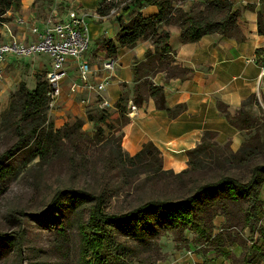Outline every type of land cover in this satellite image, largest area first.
Masks as SVG:
<instances>
[{"label": "rangeland", "instance_id": "obj_1", "mask_svg": "<svg viewBox=\"0 0 264 264\" xmlns=\"http://www.w3.org/2000/svg\"><path fill=\"white\" fill-rule=\"evenodd\" d=\"M131 1L123 0L109 8L103 0H98L99 8L107 11V14L104 19L97 14L96 18L90 17L88 20L97 24L108 21L106 26L109 22L114 25L116 17L124 7H129ZM176 4H181L185 11L194 7V13L203 8L200 0ZM130 8V14L124 16L127 21L137 12L135 7ZM112 9L116 13H111ZM42 11L45 13L44 9ZM101 40L105 38L93 44L90 41L86 57L101 55ZM5 61L10 65L4 72L5 77H13L18 71L20 83H24L28 89H33L37 77L45 74L43 69L38 70L39 66L48 68L49 65L45 53L30 56L9 53ZM2 83L0 154L18 141L15 123L20 109L13 96L17 85L10 89L2 87ZM42 116L46 117V125L51 123L54 131L72 123L69 120L71 116L63 125L56 122L49 107L43 109ZM251 118L254 120L252 127L242 131L244 150L255 147L251 154L236 156L227 151L224 159L219 156L218 160H203L182 178L168 176L155 183L142 184L144 175L123 170L114 164H105L107 160L114 162L112 150H115L114 143L119 135L117 130L106 127H102L100 137L107 141L99 144L95 138V126L91 123L85 126V122L81 139L74 144L67 140L56 142L44 159L34 158L32 144L30 148L20 147L5 162L11 170L9 177L0 184V234L12 236L9 242L0 240V264H80L79 226L88 219V206L53 205L52 198L58 191L72 188L98 194L107 187L113 190L111 195L114 196L107 198L104 210L107 213H120L151 199L175 201L185 198L193 194L198 186L215 182L222 176L246 182L254 166L264 165V116L259 113ZM34 125L29 119L23 122V132L28 135ZM259 202L257 212L249 209L246 202L227 206L226 214H221V208H213L210 223L207 224L208 238L190 230L184 231L181 236L179 234L180 237L172 231H160L156 236L147 235L143 240L119 236L118 239L132 252L124 259L128 264H264V183ZM17 236L21 238L19 246L13 239ZM104 264L122 263L108 258Z\"/></svg>", "mask_w": 264, "mask_h": 264}, {"label": "trees", "instance_id": "obj_2", "mask_svg": "<svg viewBox=\"0 0 264 264\" xmlns=\"http://www.w3.org/2000/svg\"><path fill=\"white\" fill-rule=\"evenodd\" d=\"M23 0H0V28L10 21L8 12L20 9ZM104 1V0H103ZM123 1V0H122ZM121 1V2H122ZM194 0H132L129 7H124L116 17L118 32L115 41L105 39L99 41L102 44L105 57L114 58L118 48L132 49L139 40H147L151 43L154 53L147 51L145 61L133 65L132 102L140 107L148 98L154 101L157 110L164 111L169 118L174 119L184 111L183 105L170 109L166 106L163 88L155 86L150 78L156 73H164L165 81L172 78L186 79L191 71L176 63L175 52L169 45V33L163 29L165 26H177L181 43H195L203 36L219 34L224 38H233L242 42L244 32L239 21V11L234 10L229 0H200L203 8L194 13V7L188 11L182 9L177 2ZM264 2V0H260ZM51 4L53 0H34ZM119 2V3H121ZM109 8L118 3H106ZM147 6H155L158 12L151 16H142L138 10ZM199 6H202L201 4ZM137 11L124 21L123 17L130 14L131 8ZM253 5L245 9L254 10ZM97 14L104 17L107 11L98 9ZM257 32L264 37V12L257 13ZM121 88L125 90L126 84ZM48 85L43 77H37L33 89H28L24 83H19L14 93V100L19 105V116L15 123L18 141L9 149L0 154V184L9 177L10 168L5 165L14 152L20 147H29L34 150V158H46L56 142L67 140L74 144L81 139L82 127L85 122L91 123L96 128L95 138L101 144L100 135L102 127L109 130H117L115 150H112L114 162L107 160L105 164L122 167L123 170L134 174L144 175L141 182L152 183L164 180L165 177L182 178L203 160H218L219 156L229 151L228 144L223 146L213 142L214 133H205L201 143L193 150L187 152V167L181 172L174 174L171 170H163L162 159L158 149L148 142L134 156L122 152L120 147L121 129L129 122L127 104L128 96L122 94L113 105L112 111H98L94 108L85 109V120L75 116L70 117L72 123H67L58 130H53L51 123L46 125V117L42 116L43 109L48 107ZM251 96L241 108L231 116L227 106L217 103L218 111L236 129L247 131L252 127V119L245 107L253 101ZM13 102L10 103V106ZM35 123L28 135L23 132L22 124L27 120ZM261 121V119H259ZM251 125V126H250ZM250 126V127H249ZM108 144V143H107ZM109 145V144H108ZM255 149L244 150L243 143L233 155L251 154ZM224 159V158H223ZM264 183V165L254 166L249 179L241 182L229 176H222L215 182L206 183L197 187L195 192L185 198L175 201L168 199H151L127 212L107 213L104 206L107 198L113 197L112 189L104 187L100 193H91L84 189L68 188L56 192L52 198L53 205L68 204L72 207L88 206V219L85 224L79 226L81 234V262L80 264H104L106 259H115L122 264H128L125 257L132 252L118 238H131L143 240L147 235L156 236L158 232H175L181 236L184 231L190 230L197 235L208 238L209 217L213 208H221V214H226L227 206L238 205L246 202L249 209L258 211L260 205L259 194ZM246 215H249L247 211ZM155 234V235H154ZM179 236V237H180ZM11 235L0 234V240L10 241ZM16 245H20V236L13 237ZM251 264V263H249Z\"/></svg>", "mask_w": 264, "mask_h": 264}, {"label": "crops", "instance_id": "obj_3", "mask_svg": "<svg viewBox=\"0 0 264 264\" xmlns=\"http://www.w3.org/2000/svg\"><path fill=\"white\" fill-rule=\"evenodd\" d=\"M98 0H63L59 9V18H66L68 9L73 6L82 9L86 14L90 41L105 38L115 41L118 25L108 21L101 24L88 20L97 17ZM234 10L239 11V21L244 32V40L237 42L233 38H224L219 34L203 36L195 43L183 44L179 39L177 26H165L169 33V45L175 52L176 63L189 69V76L180 80L177 78L165 81L164 73H156L150 81L155 86L163 88L166 106L170 109L178 105L184 106V111L174 119L164 111L157 110L154 101L148 98L135 114L129 116V122L121 129L120 147L129 156L136 155L142 146L151 142L160 152L163 170L179 173L187 167V152L195 149L205 133H214L213 142L220 146L228 144L229 149L236 153L243 143V132L233 127L218 111L217 103L227 106L233 116L241 105L253 96V101L245 107L250 116L259 113L264 116V79L259 78L258 62L264 49V37L257 32V13L264 12V2L260 0H229ZM34 0H23L20 9L8 12L10 21L0 29V42L10 41L11 38L29 43L36 40L30 31L34 24L43 29V20L55 7L51 4ZM253 5L254 10L245 9ZM45 10V13L42 11ZM158 12L155 6H147L138 10L142 16H151ZM24 19V24H17L18 19ZM104 19V17H102ZM124 21L127 20L124 17ZM154 53L153 46L147 40H139L132 49L118 48L113 58L115 66L111 71H104L102 63L108 59L104 51L98 57L89 55L93 71L92 80L108 79V85L102 96L114 105L122 94H126L132 102L134 64L145 61V53ZM39 66L45 73L50 70ZM7 64V69L9 68ZM6 69V71H7ZM40 74V73H39ZM45 75V74H44ZM75 71L69 70L68 79L63 85L60 97L51 112L56 122H63L69 116L85 120L83 99L95 100L94 95L87 92L74 97L68 95L69 82L74 80ZM9 76V75H8ZM6 76L3 87L12 89L20 83V75L15 71L13 77ZM11 76V75H10ZM122 84L127 88L123 90ZM133 103V102H132ZM87 123L85 126H88ZM60 125V126H61Z\"/></svg>", "mask_w": 264, "mask_h": 264}, {"label": "built area", "instance_id": "obj_4", "mask_svg": "<svg viewBox=\"0 0 264 264\" xmlns=\"http://www.w3.org/2000/svg\"><path fill=\"white\" fill-rule=\"evenodd\" d=\"M63 0H53L54 8L43 20V29L36 25L30 27V31L36 36V40L25 43L11 38L10 41L0 42V82H5L4 72L7 69L5 56L9 53L15 55L30 56L37 53H45L50 61V70L45 73L48 85V107L53 109L56 101L62 97L63 85L68 79L69 70H74L75 79L69 82L68 95L74 97L77 94L87 92L95 96L93 103L89 99H83L82 105L86 108H94L98 111H109L113 105L102 96V92L108 85V79L92 80L93 71L86 52L90 43L87 14L79 8L71 6L66 18H59V9ZM106 3H119L122 0H104ZM111 13H116L115 9ZM24 19H18L17 24H24ZM7 24V23H6ZM4 24L0 29L6 26ZM1 38V35H0ZM115 66L113 58H108L102 63L104 71H111ZM259 78L264 79V49L258 62ZM4 75V76H3ZM4 83H2L3 87ZM85 108V109H86ZM128 116L135 114L138 108L131 102L127 104Z\"/></svg>", "mask_w": 264, "mask_h": 264}]
</instances>
